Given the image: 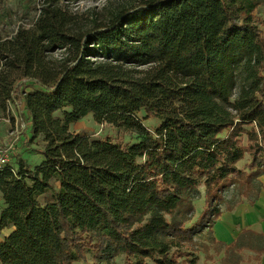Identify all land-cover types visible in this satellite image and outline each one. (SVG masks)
Masks as SVG:
<instances>
[{
  "label": "trees",
  "instance_id": "16d2710c",
  "mask_svg": "<svg viewBox=\"0 0 264 264\" xmlns=\"http://www.w3.org/2000/svg\"><path fill=\"white\" fill-rule=\"evenodd\" d=\"M74 2L39 0L0 38V107L45 143L34 169L0 168V264H197L204 232L264 186V0ZM88 115L138 141L70 129ZM238 235L209 238L221 264L264 255L263 234Z\"/></svg>",
  "mask_w": 264,
  "mask_h": 264
},
{
  "label": "rangeland",
  "instance_id": "374dc122",
  "mask_svg": "<svg viewBox=\"0 0 264 264\" xmlns=\"http://www.w3.org/2000/svg\"><path fill=\"white\" fill-rule=\"evenodd\" d=\"M108 0H75L73 7L80 11L89 8H102L107 4ZM39 0H0V38L9 39V36L13 34L16 29L21 27H32L34 19L38 13ZM256 13V23L259 28L264 31V3L261 4ZM1 66V65H0ZM1 105V103H0ZM60 114V113H58ZM145 113L139 114L140 119H143ZM25 120V117H24ZM144 123L149 129H154L159 126V122L154 119H144ZM24 124H29V120L24 121ZM22 124L14 105L7 102L5 108L0 107V148L8 147L9 145H14L15 151L10 155V164L14 168L18 169V162L21 159L25 162L27 167L34 169L35 166L40 164L43 159L38 151H41L45 145L43 138L32 139L30 130L23 134L20 129ZM72 131L82 133L85 136H89L93 139H105L109 138L114 143L120 142L122 144L130 145L138 141V136L134 133H129L118 128H114L112 125L107 123H96L93 118L88 115L82 120L71 125ZM249 162L247 157L242 160L238 166L239 168H245V165ZM264 185V179H261ZM264 188V186H263ZM201 196L194 201L196 207V213L194 214V219L197 218L202 210L204 209V188H200ZM43 201V197L41 199ZM247 202V200H243ZM248 203V202H247ZM3 206V200L0 195V210ZM218 223V222H217ZM217 223L214 225L211 231H205L200 239H198L197 254L199 261L197 264H205V249L209 246V251H212V245L210 243V237L215 235L217 232ZM11 232V229L5 228L0 230V241ZM210 232V234H209ZM214 237V236H213ZM216 238V237H215ZM214 254V251L211 252ZM86 260L78 261L74 264H92L93 255L87 254ZM215 255V254H214ZM121 261V258L118 259ZM220 261V256L214 258V262L218 263ZM222 261V259H221Z\"/></svg>",
  "mask_w": 264,
  "mask_h": 264
},
{
  "label": "crops",
  "instance_id": "0c3cea01",
  "mask_svg": "<svg viewBox=\"0 0 264 264\" xmlns=\"http://www.w3.org/2000/svg\"><path fill=\"white\" fill-rule=\"evenodd\" d=\"M247 202H239L233 211L223 212L221 214L217 220V232L215 235L213 234L217 242H223L227 245L234 243L242 230H252L264 235V188L256 201ZM223 255V252L220 255H216L220 256L218 263L214 262V255V258L205 262V264H221ZM256 255L254 251L243 252L244 261L242 264H264V255L261 256L258 262L254 259Z\"/></svg>",
  "mask_w": 264,
  "mask_h": 264
},
{
  "label": "built area",
  "instance_id": "2783aa9c",
  "mask_svg": "<svg viewBox=\"0 0 264 264\" xmlns=\"http://www.w3.org/2000/svg\"><path fill=\"white\" fill-rule=\"evenodd\" d=\"M15 151L14 145L6 146L5 148H0V168L10 164V155Z\"/></svg>",
  "mask_w": 264,
  "mask_h": 264
}]
</instances>
